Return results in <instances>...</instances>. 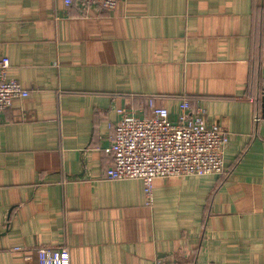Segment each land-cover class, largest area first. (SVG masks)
Listing matches in <instances>:
<instances>
[{"label":"crops","instance_id":"crops-1","mask_svg":"<svg viewBox=\"0 0 264 264\" xmlns=\"http://www.w3.org/2000/svg\"><path fill=\"white\" fill-rule=\"evenodd\" d=\"M0 264H264V0H0ZM187 99L230 140L219 175L112 180L110 124ZM261 117L256 121V117ZM21 247L22 251L15 248ZM32 258L27 259L26 254Z\"/></svg>","mask_w":264,"mask_h":264},{"label":"built area","instance_id":"built-area-1","mask_svg":"<svg viewBox=\"0 0 264 264\" xmlns=\"http://www.w3.org/2000/svg\"><path fill=\"white\" fill-rule=\"evenodd\" d=\"M120 0H65L67 6L79 3L83 9L114 10ZM11 66L8 57H0V113L10 109L18 98L30 92L7 77ZM151 114L140 118L125 110L117 124H110L113 164L106 170L112 180L141 179L149 203L153 202L157 178L219 175L225 169L228 131L209 124L202 111L192 110L187 99L181 101L176 118L170 111L150 99ZM261 117L257 116L256 121ZM16 251L23 248L17 247ZM39 264H71L68 249L40 247L35 249ZM31 259V254H26Z\"/></svg>","mask_w":264,"mask_h":264}]
</instances>
